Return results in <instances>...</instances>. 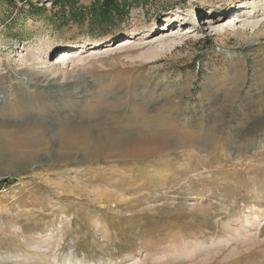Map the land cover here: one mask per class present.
<instances>
[{
  "label": "rangeland",
  "instance_id": "rangeland-1",
  "mask_svg": "<svg viewBox=\"0 0 264 264\" xmlns=\"http://www.w3.org/2000/svg\"><path fill=\"white\" fill-rule=\"evenodd\" d=\"M103 2L0 0V264H264V0Z\"/></svg>",
  "mask_w": 264,
  "mask_h": 264
},
{
  "label": "bare ground",
  "instance_id": "bare-ground-1",
  "mask_svg": "<svg viewBox=\"0 0 264 264\" xmlns=\"http://www.w3.org/2000/svg\"><path fill=\"white\" fill-rule=\"evenodd\" d=\"M133 43H134V41H132L131 38H126V39H123V40L117 42L116 48L117 49L123 48V47L126 48L127 46H130ZM76 55H78V54H76L72 51L62 52L61 54H59L57 56V58H56L57 61H55V64H56V62L59 63V62L65 61V60H68V61L72 60ZM28 105H29L28 102H21V103L15 102L14 109L17 110L18 112H20V114H21V111H22L21 108L25 109L26 106H28ZM19 110H21V111H19ZM63 132L64 133H62V134H63L64 139L62 138L63 139L62 145H65V146L69 145V143H72L75 140V136H72L71 130L66 128V130H64ZM59 143H61V142H59ZM99 144L98 145L100 147H107V148H110L112 150H118L120 148L127 147V148L148 149V150H152V151L162 149V150L166 151V150L171 148V146H170L171 144L166 139H164V137H162L160 135L156 136V135H143V134H133L131 136H126V137H121V136H117V135H109V136H107V138H104V140L102 139V142ZM176 146H177V144H176ZM45 149H46V145L42 142V139H41V141H35V140H32V138H31L30 140H22L21 141L20 139H17V138H5V137H2L0 135V153H1V151L3 152L5 150H19L20 152H22L20 154L22 156L26 157L25 159H28L30 157L32 158V156L35 153L40 152L41 150L44 151ZM137 152H139V151H137ZM24 157H22V158H24Z\"/></svg>",
  "mask_w": 264,
  "mask_h": 264
},
{
  "label": "trees",
  "instance_id": "trees-1",
  "mask_svg": "<svg viewBox=\"0 0 264 264\" xmlns=\"http://www.w3.org/2000/svg\"><path fill=\"white\" fill-rule=\"evenodd\" d=\"M51 4H56V0H52V3ZM103 6H104V8H105V10H110V9H115V12H118V8H117V5H116V3L114 2V0H104V2H103ZM124 10L125 9H122L121 10V15L123 16V15H125V13H124ZM103 15H107L106 14V12L103 14ZM108 19H101V20H98L97 21V23H99L97 26H99V25H102L101 27H99V28H102L103 26H106V25H109L110 23H112L114 20H111V21H109L108 23L107 22H105V21H107ZM103 22H105V23H103ZM0 184H3V183H1L0 182Z\"/></svg>",
  "mask_w": 264,
  "mask_h": 264
}]
</instances>
